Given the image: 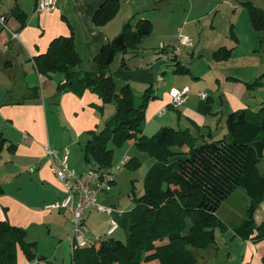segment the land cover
<instances>
[{
	"label": "crops",
	"instance_id": "obj_1",
	"mask_svg": "<svg viewBox=\"0 0 264 264\" xmlns=\"http://www.w3.org/2000/svg\"><path fill=\"white\" fill-rule=\"evenodd\" d=\"M103 1L57 0L53 9L36 11L35 0H0V15L5 16V25L0 27V65L13 78L16 74L12 69L18 68L24 78L25 97L31 93V88H37L36 92L32 91L37 95L35 99L0 100V132L7 140L0 154V184L4 190L0 195V219L26 229L30 241L33 240L29 238V231L33 228L37 233L47 222L58 232L70 218L67 212L53 213L54 210L48 211L43 207L64 195V187L52 172L50 160L44 153L45 144L61 148L76 141L85 143L88 132L100 130L109 117V104H103L96 93L89 89L80 95L74 91L59 92L56 86L63 82L62 74L55 82L53 73L44 76L36 71L33 58L45 53L54 38L69 36L72 32L75 49L81 57V69L90 70L102 45L114 42L122 34L127 21L130 20L133 26L138 19L151 22L150 34L135 49L120 53L121 60L125 61L133 54L149 65L144 69L146 86L142 88L145 92L150 86L149 95L152 96L145 108L146 123L142 125V133L147 136L169 126L175 130L186 129L197 142L219 139L226 134L225 119L230 112L241 109L255 111L264 105V96L261 95L264 90V29H253L242 5L249 1L264 10V0H120L114 16L103 25L96 26L91 18ZM14 6L26 14L24 26L11 13ZM211 13L210 21H203ZM180 18L183 20L179 23ZM12 33L17 36L12 38ZM185 39H189L190 44L185 43ZM176 46L183 47L182 50L179 48L178 55L173 53ZM220 47L231 49L227 60L212 58L213 52ZM169 53L172 54L167 57L170 62L159 59L161 54ZM177 63L187 72H175ZM167 70L172 75L159 78L161 84L165 80L166 86L170 85L169 89L189 88L188 98L178 108L171 106L169 90H161V85L156 83L158 74ZM261 75L260 87H247L246 83H252ZM134 80L141 85L139 79ZM200 93H206V97L201 99ZM164 114L167 120L153 122V125L149 122ZM54 117L57 123L62 122V126L58 125L64 133L62 142L58 144L49 136ZM35 125L46 128V137L39 128L36 129L40 130L41 138L32 134ZM192 128L193 134L189 132ZM9 143L16 145L14 150L6 148ZM129 143L132 146L134 141L129 140ZM77 156L83 159V151ZM124 158L129 159L123 156L117 164ZM113 164L107 168L115 174L117 164L111 168ZM68 165L76 173L84 174L97 164L85 163L82 169L78 160L69 157ZM116 182L114 175V184ZM9 185L13 187L12 192L6 190ZM98 202L113 208L104 212L105 220L95 226L89 222L91 212L101 211H86L84 233L92 236L95 228L101 230L106 225L102 230L104 236H110L122 227L125 237L131 228L130 202L120 201L109 191L100 194ZM254 220L256 225L264 222V201L258 205ZM111 221L117 227L107 234ZM232 234V242L242 247L240 258L235 257V260L239 259L238 264H264V237L254 240L255 232L246 239L234 231ZM100 237H93V240ZM35 259L28 261L21 249L17 250V264H32Z\"/></svg>",
	"mask_w": 264,
	"mask_h": 264
},
{
	"label": "trees",
	"instance_id": "obj_2",
	"mask_svg": "<svg viewBox=\"0 0 264 264\" xmlns=\"http://www.w3.org/2000/svg\"><path fill=\"white\" fill-rule=\"evenodd\" d=\"M16 1V0H15ZM120 0H104L92 15V22L101 26L116 13ZM36 3V0H35ZM254 30L264 29V10L245 1ZM11 13L25 25L26 14L17 6ZM148 19H138L134 26L130 20L122 28L124 42L118 47L108 42L93 59V68L81 69L72 32L69 36L54 38L43 54L33 58L36 71L44 76L60 73L59 92L85 89L96 93L103 104L113 103L114 113L98 130L89 131L82 146L83 160L99 168L112 165L113 150L109 142L121 146L129 140L142 151H147L154 162L144 176L143 193L134 197L131 208V228L124 240L106 237L90 240V244L71 250L73 264H194L191 248L206 249L215 242V229H226L227 224L218 216L221 204L237 188L244 190L249 204L245 215L233 230L246 239L254 232V240L264 237V222L256 225L254 213L264 201V172L259 164L264 156V105L257 110L241 109L230 112L225 119L226 134L219 139L197 142L186 130L169 126L147 136L142 133L145 108L152 96L150 86L134 104L128 83L116 87L109 66L118 53L125 54L137 47L150 34ZM233 39L236 38L232 35ZM231 49L220 47L212 54L214 60H227ZM124 59L120 68H125ZM175 72H187L176 64ZM263 75L248 88L262 84ZM233 79V78H232ZM236 80V79H235ZM36 87L27 99H35ZM7 140L0 132V154ZM15 144L9 143L12 151ZM178 148L173 150L172 148ZM136 157L124 165L136 167ZM4 190L0 184V195ZM35 241H30L23 227L0 219V264H17V250L21 249L28 261L34 260ZM39 259V258H38Z\"/></svg>",
	"mask_w": 264,
	"mask_h": 264
},
{
	"label": "rangeland",
	"instance_id": "obj_3",
	"mask_svg": "<svg viewBox=\"0 0 264 264\" xmlns=\"http://www.w3.org/2000/svg\"><path fill=\"white\" fill-rule=\"evenodd\" d=\"M212 15H213L212 13L206 15V18L203 21L205 22L210 21ZM182 20L183 18L179 21V23ZM179 48L180 50L183 49L182 46H179ZM166 54H161L162 57L159 59H163L164 61L170 59L167 57H170L172 54L171 53H169L168 55ZM120 57L121 54L118 53L114 61L109 66V73L114 74V72L117 71L114 77L117 88H119L121 85L125 83H129V86L133 94L134 104L136 105L141 101V97L144 92V90H142L143 86H146V82H144V74L146 72L144 69L149 67V65L144 63V60L140 59V56H135L131 54L130 58L126 57L125 60L126 67L120 68L118 70L121 63ZM196 57L198 56L195 55V59H197ZM167 62H170V60H168ZM13 72L16 74L14 78L11 77L9 72H6L4 68L1 67L0 65V100L1 99H5V100L7 99L9 101L26 100L25 98L26 89H25L24 78L22 75L19 74L18 68L13 67L12 73ZM160 74H158L157 76V82L155 80L154 82L159 83L161 85L160 88L161 90L163 88L164 90H170L169 89L170 85L166 86L165 80H163L161 84L159 78L164 79V77L172 75V72L170 70H167L166 73L161 75ZM58 78H60V73H53V78H52L53 81L56 82ZM134 79H139L141 81V85L138 84ZM177 88H181V86ZM261 95L264 96V90ZM108 104H109V117H108L109 119L113 115L115 109L113 103L109 102ZM166 114H164L163 116H156L158 117V119H154V120L152 119L149 120V122L152 123L153 125V122H161L162 120H167ZM59 123L62 126V122L59 121ZM59 123H57V120L54 117V122L50 124L49 127L50 139L54 141L56 144L62 142L64 138V133L62 128L58 125ZM145 123H146V117L144 113V119L142 125H144ZM0 127L2 128V125H0ZM36 128L42 130V132L44 133V137H46L47 134L46 128L41 129L38 125H35V127H33L32 130L33 135H35L38 138H41L40 136L41 132ZM192 131L193 128L189 132L193 134ZM83 142L84 141H76L72 145L69 144L67 147H61L56 149L62 150L64 148H67L69 153L68 162H69V157H71V159L78 160L79 164L81 165V168L83 169L85 167L86 162L82 159V157L81 159H79V156H77V153L79 154L82 151V146L84 144ZM127 142L121 146H115L112 142H109L108 146L113 150L112 162L115 163L111 168H113L118 163L119 159H121L123 156H127L128 158L134 156L137 157L138 164L136 167L123 165L121 169L117 170L115 173V179L117 182L115 184L113 183L114 185L112 184L111 186L112 190H109V192L112 193V195L114 194L116 197H118L120 201L123 200L124 202H126V204L130 202L131 204L130 208H132V206L134 205V200H133L134 197L135 196L137 197L143 193L144 176L149 170L151 164L154 162V158L151 157V155L147 151L140 150L134 143H132L131 146L129 141ZM55 143L52 144L54 145ZM45 145L47 146L48 144ZM49 146L51 147V145ZM172 149L177 150L178 148L175 147ZM259 167L264 172V157L260 161ZM6 190L7 192H12L13 187L9 185L7 186ZM248 204H249V200L246 194L244 193V190L241 188L235 189V191L221 204L217 214L221 218V220H223L227 224V228L223 230H220L219 227L216 228L215 229L216 240L206 249L191 248V251L193 252V255L195 256V260H196L194 264H238L239 263V259L235 260V257L240 258L241 255L240 252L242 247L241 245L233 243L231 238L233 235L232 233L234 231L233 227L239 224L241 219L244 217L246 207L248 206ZM107 207L111 208L110 206ZM57 211L59 210H54L53 213H57ZM101 220H105L104 212H94L92 210L91 216L89 218V222H91V225L95 226ZM69 222H67L66 225L60 227L58 232H55V230L51 229L47 222L44 223V225L41 227L39 231H37V233H35V228H33L32 231L31 230L29 231L30 233L29 238H31L33 241H37L34 250H35V254L38 257L35 259V261L32 264H73L71 260L72 223L70 218H69ZM105 227L106 225L101 230L99 228L98 229L95 228L96 231H94V234L92 236H90L91 234H88L86 232L84 234L86 235V237H90L91 240H93V237H98V236H101L100 239L106 237H112L120 240L125 239L122 233L123 231L122 227H120L112 235L104 236L102 230H105ZM235 241H237L236 238ZM155 263L157 264L156 261Z\"/></svg>",
	"mask_w": 264,
	"mask_h": 264
},
{
	"label": "built area",
	"instance_id": "obj_4",
	"mask_svg": "<svg viewBox=\"0 0 264 264\" xmlns=\"http://www.w3.org/2000/svg\"><path fill=\"white\" fill-rule=\"evenodd\" d=\"M57 0H36V11L50 10L56 6ZM5 25V16L0 15V27ZM16 33L11 37L15 38ZM182 41V40H181ZM185 43L190 44L189 39ZM6 48V45L3 46ZM173 53L178 55L179 48L176 46ZM189 88L172 87L169 90L170 104L173 108L180 107L188 98ZM199 97L204 99L206 93H200ZM44 153L50 160L52 172L64 187V195L54 202L45 204L47 210H59L69 214L72 223V249L87 246L90 244V238L86 237L83 231L84 214L90 209L101 212H109L110 208L98 202V196L110 190L114 183V172L109 168H99L97 165L90 167L84 174H78L68 165V150L64 148L58 150L49 146L44 147ZM128 159L124 158L116 165L115 171L119 170ZM117 227L116 223L111 221L110 229L107 234L111 233Z\"/></svg>",
	"mask_w": 264,
	"mask_h": 264
},
{
	"label": "water",
	"instance_id": "obj_5",
	"mask_svg": "<svg viewBox=\"0 0 264 264\" xmlns=\"http://www.w3.org/2000/svg\"><path fill=\"white\" fill-rule=\"evenodd\" d=\"M124 42V35L121 34L115 41L114 44L118 47H121L123 45Z\"/></svg>",
	"mask_w": 264,
	"mask_h": 264
}]
</instances>
